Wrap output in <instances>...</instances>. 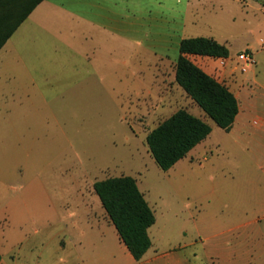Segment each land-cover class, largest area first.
<instances>
[{
	"label": "rangeland",
	"instance_id": "rangeland-1",
	"mask_svg": "<svg viewBox=\"0 0 264 264\" xmlns=\"http://www.w3.org/2000/svg\"><path fill=\"white\" fill-rule=\"evenodd\" d=\"M141 1L145 11L157 10V0ZM206 1L210 6L195 33L215 37L231 51L228 60L207 64L240 103V118L229 132L174 88L170 68L161 88L170 98L140 97L155 86L153 54L135 57L130 71L119 70L116 85L113 71H103L112 81L102 83L78 71L70 72L68 83H50L40 71L34 85L4 84V97L11 101L0 100V252L5 258L10 253L17 264H64L60 240L70 237L77 248L76 229L95 217L103 225L96 233L105 236L92 239L87 264H131L115 242V227H106L111 221L94 190L96 182L131 176L156 215L154 256L187 246L182 258L191 257L192 264H264V141L255 136L260 118L254 104L264 86V0ZM109 50L98 59L103 70ZM244 51L252 52L255 64L238 59ZM181 109L201 115L212 133L191 164L185 160L165 172L147 136ZM71 264L82 263L75 255Z\"/></svg>",
	"mask_w": 264,
	"mask_h": 264
},
{
	"label": "crops",
	"instance_id": "crops-1",
	"mask_svg": "<svg viewBox=\"0 0 264 264\" xmlns=\"http://www.w3.org/2000/svg\"><path fill=\"white\" fill-rule=\"evenodd\" d=\"M156 4L157 10L153 12L145 11L141 0L42 1L0 49V100H3L5 104L10 101L4 97V84L11 82L14 85H24L27 81L30 85H34L36 83L35 74L40 71L45 72L46 79L50 83H68L69 74L72 71L87 72L84 77L94 78L102 83L111 80V74H103V71H113L115 72L113 79L116 85L117 72L119 70L130 71L133 68L135 57L147 54H153L156 58L152 69V87L155 86L152 90L141 92L140 97L155 102H165L168 97H171V94L168 95V91H161V88L166 85L167 68L172 70L174 88L184 91L176 82V64L180 57V44L185 38L200 37L195 33L197 32L198 18L205 13L210 4L206 0H157ZM189 17L192 18L188 22ZM190 22L191 27L189 26ZM209 38L215 39V37ZM217 41L227 46L226 43ZM109 48L112 49V52L109 50L111 58L104 63L105 70H103L98 65V59ZM208 59L217 62L228 60L191 56L193 62L207 74L213 76L207 67ZM79 75L82 76V73ZM83 79L82 76L80 83ZM262 88L264 90V86L261 85L260 92L256 95L254 102L255 113L260 118L255 136H260L264 141V94L261 93ZM25 96L29 98L31 94L26 92ZM196 116L203 119L201 115ZM239 118L240 113L234 126ZM201 144L179 161L175 167L180 166L185 160L191 164L190 159L192 155L198 153ZM156 224L157 220L149 230L150 237ZM111 225H113L112 222L110 225L107 223L106 227ZM101 226L103 225L93 217V221H86L83 227H78L76 229L79 233L77 248L70 237L60 240L57 248L63 257L64 264H71L75 255L78 262L89 263L87 247L94 245L92 239L94 240L96 236L100 238L105 236L102 231L96 233V230ZM114 235L115 242L131 264H192L191 257L184 256L185 258H182L181 251L185 250L187 246L168 252L160 253L158 251V254L154 256L156 250L152 245L144 257L149 261L144 263L143 258L137 262L120 239L116 228ZM111 256L110 254L105 258L110 260ZM10 259H12L10 253L8 259L2 255L0 264H17ZM96 259L98 262H102L104 258L98 254Z\"/></svg>",
	"mask_w": 264,
	"mask_h": 264
},
{
	"label": "trees",
	"instance_id": "trees-1",
	"mask_svg": "<svg viewBox=\"0 0 264 264\" xmlns=\"http://www.w3.org/2000/svg\"><path fill=\"white\" fill-rule=\"evenodd\" d=\"M42 1L0 0V49ZM191 56L228 59L230 50L213 38H185L176 64L177 84L218 127L229 132L240 113V103L226 85L207 74ZM211 133L209 123L181 109L153 129L147 143L157 165L167 172ZM94 190L120 239L135 261H141L153 245L149 230L156 223V215L136 179L131 176L106 179L96 182ZM1 260L0 253V263Z\"/></svg>",
	"mask_w": 264,
	"mask_h": 264
},
{
	"label": "built area",
	"instance_id": "built-area-1",
	"mask_svg": "<svg viewBox=\"0 0 264 264\" xmlns=\"http://www.w3.org/2000/svg\"><path fill=\"white\" fill-rule=\"evenodd\" d=\"M238 59L245 63L247 66L255 64V60L251 51H244L238 55Z\"/></svg>",
	"mask_w": 264,
	"mask_h": 264
}]
</instances>
